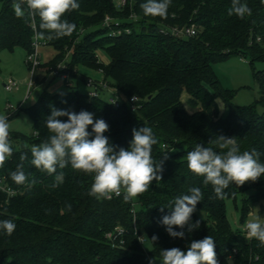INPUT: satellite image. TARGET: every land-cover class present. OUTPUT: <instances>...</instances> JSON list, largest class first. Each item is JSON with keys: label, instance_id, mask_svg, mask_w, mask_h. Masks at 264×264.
Returning <instances> with one entry per match:
<instances>
[{"label": "trees", "instance_id": "trees-1", "mask_svg": "<svg viewBox=\"0 0 264 264\" xmlns=\"http://www.w3.org/2000/svg\"><path fill=\"white\" fill-rule=\"evenodd\" d=\"M122 1L77 0L79 9L64 17L76 25L73 34L47 41L58 51L51 64L53 72L58 65L64 66L54 75L67 72L83 78L80 68L84 67L101 76V69L122 102L115 106L105 96H90L72 82L68 90L44 91L37 102L23 109L33 120L34 132L13 134V155L0 167V175L20 190L9 200L0 192V220L11 219L16 224L11 235L0 230V264H149L152 256L160 257L162 249L187 250L193 240L208 235L216 242L219 264H264V247L255 239H246L243 230L250 211L257 209L264 217V176L240 187L230 185L225 197L218 199L212 186L204 185L203 177L188 169L186 159L197 144L221 152L215 140L224 136L234 137L241 151L256 149L264 163V69H256L258 62L264 63V2L242 0L252 14L241 19L228 15L231 0H171L166 18L145 16L140 5L146 0ZM12 3L5 0L0 11V52L23 49L30 54L39 17L35 21L16 18ZM107 15L120 20L121 25L107 26ZM192 25L196 35L183 38L171 32L172 27ZM119 28L121 32H115ZM258 36L263 38L261 42L256 41ZM99 50L107 53L108 63L99 58ZM69 51L72 56L67 61ZM233 56L249 59L260 85L255 103L237 105L234 92L223 87L218 78L215 64ZM185 91L196 108L192 112L183 101ZM133 96L139 98L136 111L129 104ZM218 97L223 99L226 115L219 111ZM53 107L88 111L94 120L103 119L109 125L104 135L117 151L127 149L133 128L146 122L158 141L152 155L157 162L163 161L162 180L158 185L153 181L147 192L131 201L122 196L96 199L89 195L92 177L69 165L57 169L64 179L51 188L55 174L48 175L30 164V148L50 136L45 123ZM58 119L66 122L68 117ZM88 131L92 133L91 126ZM89 138H94V133ZM22 153L28 157L23 171L29 182L36 180L31 187L17 185L10 177L21 163ZM193 187L203 193L192 216V223L200 222L199 228L191 233L185 229L183 239L172 238L161 219L171 214L169 202L190 194ZM238 198L242 199L241 223L234 230L227 201L237 203ZM134 200L139 210H135ZM160 207H165L163 212ZM143 238L151 243L150 253L144 249Z\"/></svg>", "mask_w": 264, "mask_h": 264}, {"label": "clouds", "instance_id": "clouds-1", "mask_svg": "<svg viewBox=\"0 0 264 264\" xmlns=\"http://www.w3.org/2000/svg\"><path fill=\"white\" fill-rule=\"evenodd\" d=\"M264 2V0H262ZM171 0H146L140 5L143 14L151 17L166 18ZM77 0H13L12 9L18 19L29 18L35 21L39 17L38 30L34 31V41H51L69 37L76 29L74 23L64 17L66 14L78 10ZM252 10L242 0H231L228 15L238 18L251 16ZM67 116V121L58 117ZM46 127L50 133L48 139L30 148V164L48 175L55 174L51 188L58 187L64 179V173H57V169H64L69 165L74 171H80L92 177L89 195L96 199H111L122 196L125 201H131L147 192L153 181L159 184L162 180L163 161L157 162L153 158V146L158 143L153 129L145 122L139 129L133 128L129 147L115 150L109 138L104 135L109 131V125L103 119H93L88 111L68 112L52 108L46 118ZM91 126L92 133L88 128ZM11 125L6 115L0 114V167L13 155V145L10 139ZM94 133V138H89ZM210 143L212 142L209 141ZM216 146L197 144L194 150L187 152L188 169L195 175L203 177L204 185H211L214 195L223 199L225 190L235 184L243 186L247 182H256L264 176V163L260 162V153L256 149L241 151L234 137L218 136ZM167 158V157H165ZM28 159L27 154L20 156L21 163L15 171L10 172L11 179L17 185L36 183L31 182L23 171V162ZM190 194L178 196L170 201L167 208L170 215H164L161 223L172 238L185 237L188 233L198 229L200 222L192 223V216L197 205L203 199L200 188L193 187ZM67 209L71 210L68 204ZM165 207H160L163 212ZM246 239H255L259 246L264 247V222L258 219L246 223ZM16 224L11 219L0 220V230L11 235ZM181 229L180 231L174 230ZM156 236L152 237L155 241ZM216 242L210 235L201 240H193L187 250L179 247L162 249L159 264H219L216 253ZM154 257L149 264H156Z\"/></svg>", "mask_w": 264, "mask_h": 264}, {"label": "rangeland", "instance_id": "rangeland-1", "mask_svg": "<svg viewBox=\"0 0 264 264\" xmlns=\"http://www.w3.org/2000/svg\"><path fill=\"white\" fill-rule=\"evenodd\" d=\"M5 0H0V11L3 8ZM39 61L40 65L32 77L31 69L26 63L28 53L23 49L9 51L7 49L0 52V114L6 115L11 125L13 134L31 135L34 132V123L31 116L23 110L38 101L44 91L68 90L69 85L61 76L54 75L51 69L52 61L58 56V51L54 45L40 41ZM71 52L67 53V61L71 60ZM99 58L108 63L109 57L104 50L98 51ZM63 63V62H62ZM257 70L264 69V63L256 64ZM215 71L223 87L234 92V102L237 105H250L255 103L260 96V85L254 76V71L249 63V59L240 56H233L215 64ZM80 74L83 78L70 77L74 84H79L83 92H88L90 88L86 85L88 77H97V73L90 69L81 67ZM35 82L34 87L29 89V82ZM183 101L189 111L196 108L190 102V95L187 91L183 93ZM219 111L222 115L227 114L226 106L221 97L217 98ZM13 108L10 109L9 107ZM21 109V110H20ZM18 115L10 118L16 111ZM242 199L238 198L237 203L233 200L227 201V213L232 228L236 230L240 226L241 212L240 207ZM238 205V207H237ZM135 210H139V203L134 200ZM259 220L264 222V217H260L257 209L250 211L247 221ZM246 221V222H247ZM243 226V225H241ZM144 239V249L147 253L151 251V243ZM156 258V264H159L161 257Z\"/></svg>", "mask_w": 264, "mask_h": 264}, {"label": "built area", "instance_id": "built-area-1", "mask_svg": "<svg viewBox=\"0 0 264 264\" xmlns=\"http://www.w3.org/2000/svg\"><path fill=\"white\" fill-rule=\"evenodd\" d=\"M125 0L122 1L123 4H125ZM114 22V25H112V23ZM105 24L107 26H109L110 28H114L115 27H119L121 25L120 20L118 19H113L110 15H107L105 18ZM120 33L121 29H117L115 30V32ZM127 31H129L127 29ZM171 32L174 36L177 37H190L193 35H196V27L195 25H192L191 27L188 28H178V27H172ZM263 40V38L261 36H258L256 38V41L261 42ZM45 43H48L47 41H45ZM40 42H33V51L28 54V57L26 59V63L28 64V66L31 69V73H32V77L35 75L36 69L37 67H39L40 65V61H39V46H40ZM59 69H64V66L62 64L58 65V69L54 70V74H58ZM98 74H101V76H97V77H88L87 81H86V85L90 88V90L88 91V94L90 96L93 97H99L101 95L105 96L106 99L114 104L115 106H119L122 102L121 97L117 94L116 89H114L107 81L104 80V76L103 71L100 69L98 71ZM62 78L66 81L67 85L71 86L72 83V79L70 78V74L67 72L62 73ZM31 77V81L29 82V89H31L32 87H34L35 82L32 80ZM139 102V98L137 96H133L130 98L129 100V104L131 105L132 110H138L140 107V104H138ZM10 109H12L13 107L10 106ZM17 111V110H15ZM10 139H13V133H10ZM0 192L5 193L7 195L8 200L11 199L12 197L16 196L17 194L20 193V190L13 187L7 180V177L5 175H0ZM246 224L243 226V230L246 233ZM247 234V233H246ZM108 237H112L111 234L108 235ZM141 241L143 242L144 239H141Z\"/></svg>", "mask_w": 264, "mask_h": 264}]
</instances>
